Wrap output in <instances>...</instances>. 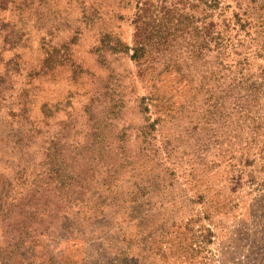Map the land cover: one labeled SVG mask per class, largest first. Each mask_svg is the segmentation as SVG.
<instances>
[{
	"label": "rangeland",
	"instance_id": "obj_1",
	"mask_svg": "<svg viewBox=\"0 0 264 264\" xmlns=\"http://www.w3.org/2000/svg\"><path fill=\"white\" fill-rule=\"evenodd\" d=\"M0 264H264V0H0Z\"/></svg>",
	"mask_w": 264,
	"mask_h": 264
}]
</instances>
